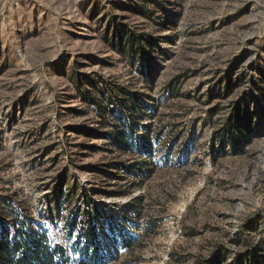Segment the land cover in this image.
<instances>
[{
	"label": "rangeland",
	"instance_id": "1",
	"mask_svg": "<svg viewBox=\"0 0 264 264\" xmlns=\"http://www.w3.org/2000/svg\"><path fill=\"white\" fill-rule=\"evenodd\" d=\"M0 197L69 249L93 216L106 264H264V0H0Z\"/></svg>",
	"mask_w": 264,
	"mask_h": 264
},
{
	"label": "trees",
	"instance_id": "2",
	"mask_svg": "<svg viewBox=\"0 0 264 264\" xmlns=\"http://www.w3.org/2000/svg\"><path fill=\"white\" fill-rule=\"evenodd\" d=\"M139 64L141 74L145 78H150L148 63L140 59ZM122 124L124 128L114 133L110 140L114 147L125 151L133 152L138 149L146 160L131 167L139 172L150 173L151 169L145 167L151 165L148 161L155 155L154 145L156 142L159 143V136L153 140L143 136L137 143L133 137L135 126L125 124L123 121ZM250 126L251 120L248 114H245L244 106L241 102L237 103L227 117L219 138L222 147L228 143L233 152H236L241 149L240 147L250 144L252 137ZM125 169L129 171L131 168ZM17 207L18 205L8 197H0V264H70L72 253L78 256V264H106L109 255H112L111 245L105 239L104 227L98 225L99 221L93 216L84 214L81 218L76 216L75 220L68 221V236L73 241V247L69 249L53 238L44 222L28 217ZM122 243L123 247L131 248L130 242L125 238ZM216 263L222 264L221 261Z\"/></svg>",
	"mask_w": 264,
	"mask_h": 264
}]
</instances>
